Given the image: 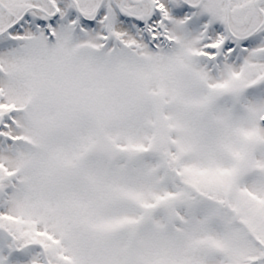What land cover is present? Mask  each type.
Segmentation results:
<instances>
[{
    "label": "snow or ice",
    "instance_id": "obj_1",
    "mask_svg": "<svg viewBox=\"0 0 264 264\" xmlns=\"http://www.w3.org/2000/svg\"><path fill=\"white\" fill-rule=\"evenodd\" d=\"M0 264H264V0H0Z\"/></svg>",
    "mask_w": 264,
    "mask_h": 264
}]
</instances>
